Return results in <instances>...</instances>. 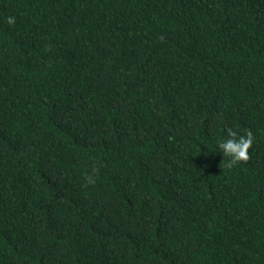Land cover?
<instances>
[{
    "label": "trees",
    "instance_id": "16d2710c",
    "mask_svg": "<svg viewBox=\"0 0 264 264\" xmlns=\"http://www.w3.org/2000/svg\"><path fill=\"white\" fill-rule=\"evenodd\" d=\"M0 264H264V0H0Z\"/></svg>",
    "mask_w": 264,
    "mask_h": 264
},
{
    "label": "clouds",
    "instance_id": "9594fccd",
    "mask_svg": "<svg viewBox=\"0 0 264 264\" xmlns=\"http://www.w3.org/2000/svg\"><path fill=\"white\" fill-rule=\"evenodd\" d=\"M9 25L15 24V17L8 16L7 21ZM227 139L218 141V147L222 150L224 157L229 158L222 161L220 167L222 169L233 168L239 162H247L250 159L249 150L253 147L254 134L251 130H247L245 135H239L231 128L227 129ZM89 183H94L93 177H87Z\"/></svg>",
    "mask_w": 264,
    "mask_h": 264
}]
</instances>
